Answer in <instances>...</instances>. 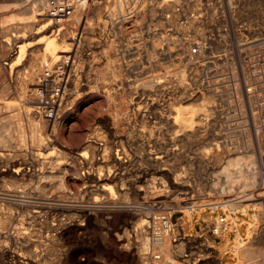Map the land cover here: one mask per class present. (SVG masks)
Returning <instances> with one entry per match:
<instances>
[{
	"label": "rangeland",
	"instance_id": "obj_1",
	"mask_svg": "<svg viewBox=\"0 0 264 264\" xmlns=\"http://www.w3.org/2000/svg\"><path fill=\"white\" fill-rule=\"evenodd\" d=\"M40 1L0 0V183L6 192L32 193L37 205L4 203L0 228L17 212L41 210L49 222L36 245L42 264H142V230L153 213L176 211L190 240L214 220L208 203L264 191V0L85 2L81 20L74 15L67 27L54 22L36 34V42L57 34L65 52L79 44L68 100L54 121L37 112L33 96L42 65H31L30 52L43 55L44 43L14 69L6 64L17 51L14 35L50 20L48 10L34 13ZM62 1L76 3L77 13L84 0ZM188 43L202 49L182 80L177 54ZM187 107L200 111L179 120L175 112ZM251 165L258 185L237 192L235 178ZM251 213L235 240L209 237L221 263L237 256L245 264L241 240L264 232V213ZM58 214L71 224L52 226ZM164 243L169 250L157 248L173 255L169 236ZM178 246L184 253L191 243Z\"/></svg>",
	"mask_w": 264,
	"mask_h": 264
},
{
	"label": "built area",
	"instance_id": "obj_2",
	"mask_svg": "<svg viewBox=\"0 0 264 264\" xmlns=\"http://www.w3.org/2000/svg\"><path fill=\"white\" fill-rule=\"evenodd\" d=\"M49 6L48 14L51 18L56 23H62L60 27H65L73 16L76 3L61 1L50 3ZM78 33L76 32L75 35L80 38L82 35ZM78 46L79 44L74 46V51L63 52L61 58L46 62L42 66L39 82L34 89L33 96L37 101V112H40L49 121H54L60 115L62 105L68 100V88L75 78V59ZM192 51L194 54H199L200 44L194 46ZM240 197L244 198L234 202L244 203L246 200L251 201L248 204H244H251L248 207L251 210H247V214L250 211L253 214L255 208L261 207L264 209V195H260L259 192L241 195ZM33 198L32 193H28L25 190L6 192L0 183V220L2 219V213H4L2 211L4 203H16L23 208H31L32 206H37ZM233 199L230 198V201H233ZM189 210L194 214L197 213L196 208L193 206ZM29 211L31 213L26 215V217L17 212L16 221L13 225L5 229L0 228V264H42L41 258L44 252L40 254V250L36 249V245L39 243L38 238L43 232L42 224H49V222H46L48 220H45L46 216L41 210L33 208L32 210L29 209ZM175 212L170 214L165 211H158L146 219L144 223L146 228H143L142 233L146 234L144 238L147 243L141 251L142 246L138 251V255H141L143 259L142 264H214L215 261H217V264H223V261L221 263L218 249L208 243L209 237L222 239L234 237L233 240H235L245 226V221L243 222V220L247 215L244 210L236 211L234 216H237L238 223H232L229 207L225 206L220 213H214V220L208 227H198L196 232L199 235L187 240L184 230L180 227L178 221L174 220ZM54 220L53 223H50L52 226H57L58 223L64 226L71 224L65 214L63 216L58 214ZM160 234L170 238L171 246L174 249L171 259L166 257L165 253L158 249L157 244L154 243L155 237ZM184 242L191 243L190 250H185L184 253H182L183 251L181 253L176 251L179 247L178 245L184 244ZM235 248L236 245L231 249L234 254ZM230 255L232 256V254ZM236 258L238 257L232 258L233 263L231 264H240Z\"/></svg>",
	"mask_w": 264,
	"mask_h": 264
},
{
	"label": "bare ground",
	"instance_id": "obj_3",
	"mask_svg": "<svg viewBox=\"0 0 264 264\" xmlns=\"http://www.w3.org/2000/svg\"><path fill=\"white\" fill-rule=\"evenodd\" d=\"M62 0H57V2H61ZM87 1H89L90 2V0H84V1H82L83 3H81V6L80 7H78L79 9H78V11H77V13H76V9H77V5H76V8H75V10H74V13H73V17H74V15H75V20H81V18H82V14H83V5L85 4V2H87ZM92 1V0H91ZM94 1V0H93ZM51 3V2H50ZM50 3H49V0H41L40 1V8L39 9H37V10H34V13H39V15L40 14H42L43 12H45V11H49V9H50ZM96 3V2H95ZM49 4V5H48ZM87 4V3H86ZM85 4V5H86ZM38 5V4H37ZM26 6V5H25ZM31 6H33L34 7V5H31ZM32 8V7H31ZM28 9H30L29 7H28ZM33 9V8H32ZM42 9V12L40 11ZM25 10H26V8H25ZM153 10V9H152ZM40 11V12H39ZM27 13V12H26ZM49 17H50V20H44V23L40 26V28H38V31L37 32H35V33H32V34H26V33H23V34H18V35H14V37H15V39H16V44H17V46H16V48H17V51L15 52V56L12 58H10V61L9 62H7L6 64H9L10 65V68H11V70L12 69H14L15 67H17L18 65H21V64H23L22 62H23V60L25 59V57H26V55L28 54V51L31 49V47L33 48V46L34 45H36V44H40V43H44V45H45V47L43 48V47H37V51H39V50H42V49H44V54L43 55H38V54H35L34 53V49H32L31 50V58H30V63H31V65L32 66H36V65H42L43 66V63L45 64L46 62H51V61H54V60H57V58H59L61 55H62V53L63 52H65V51H67L66 49H65V47H64V45L61 43V42H59V40H58V37H57V34H49V35H44V39H42V41L41 42H36L35 41V39H36V34L37 33H41L42 31H46L47 29H49L51 26H53V25H55L54 24V22L56 23V21L54 20V19H52L51 18V16L49 15ZM141 18H145V15H141ZM194 18V17H193ZM196 20V19H195ZM32 24V23H31ZM56 24H61L62 25V23H56ZM36 25H38V24H36ZM40 25V24H39ZM23 25H21L20 27H22ZM130 26V25H129ZM135 26V25H134ZM35 27V26H34ZM67 27V26H66ZM71 27V26H70ZM19 28V27H18ZM55 28V27H54ZM73 28V27H72ZM71 28V29H72ZM5 29V28H4ZM3 29V30H4ZM66 29V28H65ZM2 30V29H1ZM60 29L58 28V31H59ZM67 30V29H66ZM66 30H65V32H66ZM73 30V29H72ZM198 30H199V28H198ZM34 31H36V30H34ZM50 31V30H49ZM202 31V30H201ZM3 32V31H2ZM5 32V31H4ZM68 32V31H67ZM15 33V32H14ZM70 33V32H69ZM1 34V33H0ZM5 34H6V32H5ZM8 34H9V32H8ZM42 34V33H41ZM138 34V33H137ZM202 34V33H201ZM69 35V34H68ZM1 36V35H0ZM66 36V35H65ZM64 37V36H63ZM39 38V37H38ZM204 38V37H203ZM40 39V38H39ZM72 39V38H71ZM35 41V42H34ZM64 41V40H63ZM69 41V40H68ZM176 41V40H175ZM185 43V42H184ZM41 45V44H40ZM74 45V44H73ZM72 45V46H73ZM191 45V44H190ZM190 45H189V43L188 44H185V46L184 47H182L181 49H180V51L181 52H179L177 55H178V57H179V59H181V66H182V68H181V70L179 71L180 73H181V78H182V80L185 78V76H188V75H186V66H190L191 64H192V59H194V57L197 55V54H194L193 53V51H192V48H191V50H189V47H190ZM2 46V45H1ZM75 46V45H74ZM154 46V45H153ZM3 48V47H2ZM201 49H202V47H201V45H200V51H201ZM6 51V50H5ZM176 51H178V50H176ZM10 52V51H9ZM1 53V52H0ZM7 54V53H6ZM40 54H42V53H40ZM182 54H184L185 56H183L182 58H181V55ZM10 55V54H9ZM73 55V54H72ZM173 59V58H172ZM29 65V64H28ZM30 67V66H29ZM191 67V66H190ZM132 68V67H131ZM188 68V67H187ZM38 69V68H37ZM40 69H42V68H40ZM39 69V70H40ZM193 69V68H192ZM198 69V68H197ZM39 70L37 71V72H39ZM188 72V71H187ZM38 75V74H37ZM178 75V74H177ZM31 78V77H30ZM33 78V77H32ZM36 78V77H35ZM180 78V77H179ZM180 80V79H179ZM144 86H152V83H151V80H147V81H144L143 83H142ZM154 86V85H153ZM157 87V91H159V92H161V90H163L164 89V86H163V84H161V81H157V83L155 84V88ZM195 96V95H194ZM202 96V95H201ZM206 98V97H205ZM198 99V98H197ZM200 99V98H199ZM182 105V104H181ZM203 106V105H202ZM202 106L201 107H199V108H202ZM180 108V107H179ZM196 109V108H194V107H187V108H183V109H178L175 113L177 114V116H178V118H179V120L181 119V121H182V119H183V117H184V115H185V112H187V111H190L191 112V114H192V116L193 115H195L197 112H199L200 111V109ZM190 114V113H189ZM191 114H190V116H191ZM186 116H189V115H186ZM190 118V117H189ZM178 120V119H177ZM7 121V120H6ZM187 121V120H186ZM16 122V121H15ZM184 122H185V120H184ZM12 123V122H11ZM12 124H14V123H12ZM16 124V123H15ZM188 124V122L186 123H184L183 125L184 126H186V128H187V126L189 125H187ZM7 125V124H6ZM38 126V125H37ZM15 127V126H14ZM10 130H12V129H10ZM14 130H16V129H14ZM1 132V131H0ZM13 132V131H12ZM188 132V131H187ZM186 132V133H187ZM0 135H1V133H0ZM7 136V135H6ZM15 136V135H14ZM4 137V136H3ZM188 137V136H187ZM15 138V137H14ZM260 138V137H259ZM3 140H4V138H2ZM9 139V138H8ZM35 139H36V137H35ZM40 138H38V141H40L39 140ZM9 141H10V139H9ZM248 158H249V156H247ZM247 158V159H248ZM215 159V158H214ZM250 159V158H249ZM252 159V158H251ZM216 160V159H215ZM217 161V160H216ZM252 163H253V161H252ZM219 164V163H218ZM245 164V163H244ZM249 164V163H248ZM250 165V164H249ZM248 165V166H249ZM244 166V165H243ZM247 166V165H246ZM245 166V167H246ZM247 168V167H246ZM241 169V168H240ZM247 169H249V168H247ZM245 170L246 172H247V175H244L243 173H242V171H240V173H242L243 174V176H242V178H239L240 177V175H239V177H237V178H235V180H234V188H235V190L237 191V192H243V191H245L246 190V188H249V187H255V186H257L258 184V179H259V176L260 175H258L257 173H259V172H256L255 170H254V165H251V167H250V169H249V171L248 170ZM164 171V170H163ZM15 172L17 173V175L18 174H20V172H21V169L20 168H18V169H16L15 170ZM245 172V173H246ZM15 173V174H16ZM100 175V174H99ZM90 176V175H89ZM101 176V175H100ZM106 177V176H105ZM89 179V178H88ZM103 182H104V180H103ZM100 184V183H99ZM101 186V185H100ZM98 187V186H97ZM102 187V186H101ZM100 187V188H101ZM234 190V189H233ZM250 193V192H249ZM249 193H246V194H249ZM252 193V192H251ZM124 194V193H123ZM245 194V195H246ZM259 194L260 195H264V191H261V192H259ZM226 197H231L230 195H226V196H223V198H226ZM227 201H230V199H228V200H216V201H213V202H210V203H208L209 205L211 204V206H208L207 208H206V210L209 212L210 211V213H220V211H222L223 210V208H225V206H227V207H229V210H230V214H231V221H232V223H238V218H236L237 216H234V214L236 213V211H241V210H244L245 212H246V214H247V210H251V208H248L251 204H249V205H244V203H240V202H234V201H230V202H228V203H225V204H223L224 202H227ZM140 207V206H139ZM262 212V213H264V209L263 208H261V207H259V208H255V212L254 213H256L257 214V212ZM236 215V214H235ZM241 219H243V218H241ZM239 225V224H238ZM245 227H247V225L245 224ZM245 227L242 229V230H244L245 229ZM253 230H255V229H253ZM243 233H244V231H243ZM240 235H242V234H240ZM239 235V236H240ZM166 237H168V236H164V235H162V234H160L159 236H157V237H155V240H154V243L155 244H157V247L159 248V245H162V244H164L163 245V249L164 248H167V244H168V242H167V244H165L164 243V240H165V238ZM238 237V236H237ZM236 237V238H237ZM169 240V239H168ZM241 247H240V250H239V257L240 258H242V259H244V261H245V264H258L257 263V261H258V259H259V257H263L264 258V232H261V233H259L258 235H257V239L256 240H254V238H252V240L251 239H248V240H241ZM240 244V243H239ZM181 245H183V244H181ZM236 248L234 249L235 250V252L237 251V248H238V244L236 243ZM257 245V246H256ZM179 248V247H178ZM168 250H169V248H167ZM171 249V248H170ZM179 250V249H178ZM165 252V251H164ZM166 253V252H165ZM167 253H169V251H167ZM171 253H172V251H171ZM57 254V253H56ZM170 254V253H169ZM166 257H168V258H172V255L170 256V255H167L166 254ZM241 259V260H242ZM260 263V262H259Z\"/></svg>",
	"mask_w": 264,
	"mask_h": 264
},
{
	"label": "crops",
	"instance_id": "obj_4",
	"mask_svg": "<svg viewBox=\"0 0 264 264\" xmlns=\"http://www.w3.org/2000/svg\"><path fill=\"white\" fill-rule=\"evenodd\" d=\"M176 251H178V252H180V253H181L182 249H180V250H178V249H177Z\"/></svg>",
	"mask_w": 264,
	"mask_h": 264
}]
</instances>
